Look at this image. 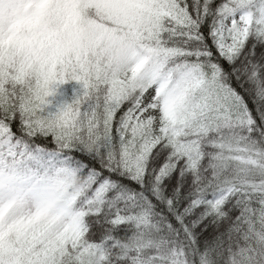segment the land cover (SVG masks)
Wrapping results in <instances>:
<instances>
[{
    "label": "snow or ice",
    "instance_id": "6c2138e0",
    "mask_svg": "<svg viewBox=\"0 0 264 264\" xmlns=\"http://www.w3.org/2000/svg\"><path fill=\"white\" fill-rule=\"evenodd\" d=\"M22 2L0 264H264V0Z\"/></svg>",
    "mask_w": 264,
    "mask_h": 264
},
{
    "label": "clouds",
    "instance_id": "9594fccd",
    "mask_svg": "<svg viewBox=\"0 0 264 264\" xmlns=\"http://www.w3.org/2000/svg\"><path fill=\"white\" fill-rule=\"evenodd\" d=\"M21 7H26L22 0H3V3H0V18L12 19V25H18L22 18L16 17Z\"/></svg>",
    "mask_w": 264,
    "mask_h": 264
},
{
    "label": "trees",
    "instance_id": "16d2710c",
    "mask_svg": "<svg viewBox=\"0 0 264 264\" xmlns=\"http://www.w3.org/2000/svg\"><path fill=\"white\" fill-rule=\"evenodd\" d=\"M25 16H26V11L24 7H21L19 10L17 17L16 18H22L21 23L16 25V27H22L25 24ZM8 25H12V19L5 20L3 18H0V26H5L7 27Z\"/></svg>",
    "mask_w": 264,
    "mask_h": 264
}]
</instances>
